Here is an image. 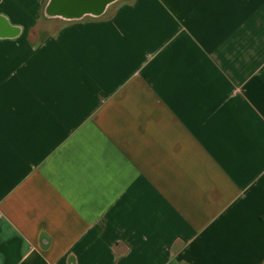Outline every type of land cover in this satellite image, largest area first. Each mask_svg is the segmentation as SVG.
<instances>
[{
    "label": "crops",
    "instance_id": "0c3cea01",
    "mask_svg": "<svg viewBox=\"0 0 264 264\" xmlns=\"http://www.w3.org/2000/svg\"><path fill=\"white\" fill-rule=\"evenodd\" d=\"M49 1L0 0V264H264V0Z\"/></svg>",
    "mask_w": 264,
    "mask_h": 264
},
{
    "label": "water",
    "instance_id": "95a60500",
    "mask_svg": "<svg viewBox=\"0 0 264 264\" xmlns=\"http://www.w3.org/2000/svg\"><path fill=\"white\" fill-rule=\"evenodd\" d=\"M113 0H50L46 10L51 15L77 19L84 15H99Z\"/></svg>",
    "mask_w": 264,
    "mask_h": 264
},
{
    "label": "rangeland",
    "instance_id": "374dc122",
    "mask_svg": "<svg viewBox=\"0 0 264 264\" xmlns=\"http://www.w3.org/2000/svg\"><path fill=\"white\" fill-rule=\"evenodd\" d=\"M48 23V22H47ZM53 22H51V24H52ZM49 25H50V23H48ZM58 25V22H54L53 24H52V27H56Z\"/></svg>",
    "mask_w": 264,
    "mask_h": 264
},
{
    "label": "trees",
    "instance_id": "16d2710c",
    "mask_svg": "<svg viewBox=\"0 0 264 264\" xmlns=\"http://www.w3.org/2000/svg\"><path fill=\"white\" fill-rule=\"evenodd\" d=\"M50 2V1H49ZM47 8V7H46ZM46 12H47V10H46ZM49 14V13H48Z\"/></svg>",
    "mask_w": 264,
    "mask_h": 264
}]
</instances>
